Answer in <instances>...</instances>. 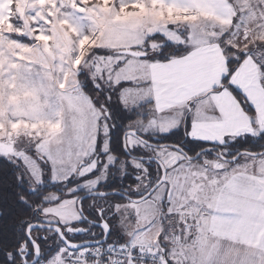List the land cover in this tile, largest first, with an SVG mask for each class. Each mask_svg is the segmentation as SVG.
I'll use <instances>...</instances> for the list:
<instances>
[{
	"label": "rangeland",
	"instance_id": "rangeland-1",
	"mask_svg": "<svg viewBox=\"0 0 264 264\" xmlns=\"http://www.w3.org/2000/svg\"><path fill=\"white\" fill-rule=\"evenodd\" d=\"M137 2L145 5L146 11L141 12L131 7L123 12L120 11L121 5H130L132 0H108L107 4L104 0H9L7 10L0 19V155L13 161H20L24 166L23 157L33 154L39 164L40 174L43 173V178L44 174L47 176L46 180H42L44 185L37 184L31 179L33 187H46L45 184L51 183L48 178L51 164L45 154L39 152L54 151L50 146L53 144L51 138L53 133L59 130L63 108L67 107L66 100L72 103L68 108L74 110L73 114L80 112L79 119L83 124L84 118L90 115V111L81 108L74 100L81 96L89 98L99 115L97 138L102 141V145L97 141L93 155H100L102 151L113 154L108 151L107 135L112 120H105L108 113V108L105 107L108 81L111 79L115 82L117 79V75L112 73L111 69L118 60H125L126 57L135 64L148 63L141 61L140 56L121 53L118 50L129 49L143 53L147 51L151 59L167 42H171L181 44L184 48L181 50L180 56H182L185 51L195 49L197 43L206 41L210 37V32L214 36H220L223 31H227L225 35H221V40L225 44L236 47L237 44L232 40L236 37L241 43L243 42L242 45L245 47L243 50L249 45L255 49L258 42L264 41V0H230L232 16L225 26L215 25L216 19L199 11H176L149 0H137ZM214 28L218 31L213 32ZM38 33L49 39H37ZM244 37L248 39L245 41ZM102 49L110 52L105 54ZM198 59L201 60L199 64L202 65V69H206V60L202 57ZM101 71L104 72L103 76ZM83 76L87 78L100 76V82L94 79L91 82L97 83L98 87L105 86L104 90L97 91L95 88V92H89L90 87H85ZM61 84L65 86L61 88ZM85 92L92 94L94 99ZM112 100L113 105L109 107L115 105V94ZM206 105L207 101L201 97L198 106L205 108ZM151 107V105L147 106L145 111ZM182 115L184 116L185 113L181 106L174 107L170 115L163 117L159 112L155 116L149 112L147 116L138 118V121H130L133 127L127 130H135L149 140L160 136L157 130L160 126H175ZM116 122L120 123L119 120ZM59 136L60 134L58 141L64 137L63 133ZM259 143V141L256 144L246 143L247 148L244 149L255 148ZM126 145L137 155L158 158L167 170L166 180L148 198L139 202L117 195L100 198L101 201L110 200L118 205L114 229L119 236H112L109 240L122 239L131 245L150 246L163 252V248L157 244V236L164 226L162 227V222L159 224L158 219L162 215L164 200L169 196L170 199L176 198L179 194L174 183L177 175L179 174L183 182L184 176L198 175L203 171L204 165H208L210 171L214 170L221 161L216 159L219 157L216 154L213 156L203 153L200 155V160H190L173 147H148L132 135H127ZM135 145L139 147H133ZM188 146L189 152L198 150L195 144ZM228 148L235 151L237 146ZM26 159L31 161V157ZM261 160L259 157L241 159L229 168L228 174L247 169L257 170L258 162ZM103 161L105 163L98 169L96 176L89 177L83 182L82 191L118 189L119 180L136 176L139 182L128 187V192L132 196H140L148 188L152 178L158 176L160 169L152 161L135 158H103ZM100 163L96 162V158H82L77 163L75 175L71 176L72 183L76 180L75 184L68 189L67 183H57L60 186L55 190L41 189L40 191L46 193L39 207L43 211L37 218L38 222L64 227L73 225L79 217L77 193L71 198L65 193L71 191L74 186H81L80 174L90 171L93 166ZM223 164L228 168L229 161L223 160ZM129 166L138 172L127 170ZM108 169L110 175L118 177L109 178L104 182ZM180 169L182 171H179ZM66 181L67 179L61 182ZM97 181L102 182L99 188H96ZM210 193L208 192L207 195L209 196ZM57 196L61 199L59 202H54ZM44 201L49 203L45 204ZM172 210L176 211L178 207ZM45 212L49 214L45 215ZM171 230L165 232L160 244H165L177 253L188 251L190 262L191 256L196 255L190 251L192 242L182 240L179 234L171 236L173 233H170ZM46 233L55 250L49 257H42V260L35 264H69L65 255L68 249L55 239L49 230H46ZM179 239L183 243L179 242Z\"/></svg>",
	"mask_w": 264,
	"mask_h": 264
},
{
	"label": "snow or ice",
	"instance_id": "snow-or-ice-1",
	"mask_svg": "<svg viewBox=\"0 0 264 264\" xmlns=\"http://www.w3.org/2000/svg\"><path fill=\"white\" fill-rule=\"evenodd\" d=\"M105 4L108 0H104ZM157 0H153L156 3ZM139 9L141 12L146 11V6L132 0L130 5H121L120 11L127 8ZM135 15V13H132ZM162 16L163 13L161 12ZM37 39H49L47 36L37 34ZM87 39V38H86ZM245 41L248 37H244ZM162 47V46H161ZM230 50L238 52L235 56H225L224 70L218 75V79L213 76L210 87L207 80H201L200 70L196 53L190 52L187 56L178 57L176 59L168 58L164 61L152 60L149 58L147 51L140 55L141 61H147V64H135L128 60H118L117 64L111 69L112 73L117 75V79L113 82L108 81V93L105 96L108 113L105 120H112L108 130V151H112V135L120 131V143L123 145V131L133 127L130 121L137 120L148 115L149 112L153 116L159 112L160 116L170 115L173 108L181 106L185 115L182 117L183 124L177 123L173 127L160 126L157 130L160 136H169L173 133L180 132L189 142H199L202 144H218L221 153L217 160L221 162L214 170H209L208 165H204L203 171L198 175L185 176L183 182L179 174L174 183L177 191L182 199L168 201L167 218L173 221V234H179L182 240L191 241L190 264H264V205L260 209L261 222L257 226L246 223L244 213H238L236 216L226 215L229 211L238 210L240 202L237 199V180L235 175H229V168L237 164L241 159H251L259 157L264 160V41L257 43L254 49L251 45L247 51L233 49L232 45H228ZM223 54V53H222ZM235 63L236 67H230ZM253 65V71L249 73L247 68ZM159 69L167 70L161 76ZM104 72L101 71V76ZM91 80L100 82V76L90 77ZM65 85L61 84L63 88ZM92 86L97 91H103V85ZM200 93L207 101L204 111L207 115L204 120L207 121V129L211 133L210 136H200L195 134L197 121L193 116V110L197 109L201 102ZM115 94L116 101L114 107L112 96ZM152 107L147 109V106ZM210 105V107H209ZM251 113V114H250ZM199 115V113H198ZM119 120L120 123L116 121ZM241 125L244 131H241ZM243 140L245 143H260L255 148L244 149L239 146V142ZM98 143L102 145V141ZM226 145H237L235 151ZM133 147H139L135 145ZM182 147V146H181ZM178 150V149H177ZM124 151L128 149L124 147ZM107 155L106 152L101 153ZM213 155L212 147H207L203 151V155ZM229 161L226 168L223 160ZM19 159V158H18ZM200 160V155L196 156ZM105 163L93 166L90 171L82 172L79 176L81 186H74L71 191L65 193L69 198L75 196L76 193L83 190L82 184L89 177L97 174L98 169ZM180 163V161H177ZM112 165H109L111 167ZM143 171V169H140ZM179 171H182L180 169ZM75 175V173L73 174ZM51 183H72V177H68L66 182L56 181L49 175ZM143 177H140L142 179ZM18 179L23 180V177ZM133 181L139 182L136 176H132ZM43 173L41 174V181ZM107 181V178L104 182ZM101 181L96 182V188L100 187ZM167 183V182H165ZM26 191L35 192V189H26ZM135 191V190H134ZM208 192L213 195L209 197ZM139 194V193H137ZM97 195L108 196L107 192L97 193ZM112 195H119L118 192ZM60 196L56 197L54 202H59ZM85 197H80V207L83 210ZM19 203L28 208L26 200H20ZM45 204L49 201H44ZM174 207L178 210L173 211ZM118 205L113 203L109 209H96L98 217H104L108 211L113 215L117 214ZM35 213L43 211V209H33ZM49 213L45 212V215ZM83 219V217H82ZM110 219V218H109ZM27 231L25 237L28 244L32 246L33 251L24 255L27 261L29 255H37L38 241L47 239V237H38L36 244H33L31 230L41 227L40 224L28 225L22 222ZM99 227L106 228L107 233L111 232V224L109 220H101ZM166 228H162L157 236V244L163 248V252L159 253L160 264H189V253H177L172 248L160 244L164 239ZM60 234V233H57ZM231 242L229 245L227 242ZM167 243V241L165 242ZM236 243L247 245L246 248L234 247ZM80 249L82 245H69L71 248ZM19 254V251L18 253ZM67 255V253H65ZM85 253V257H87ZM102 255V254H101ZM69 260L72 257H68ZM107 261L108 257H104ZM138 259H144L138 250L133 247L132 254L126 257L121 264H137Z\"/></svg>",
	"mask_w": 264,
	"mask_h": 264
},
{
	"label": "crops",
	"instance_id": "crops-1",
	"mask_svg": "<svg viewBox=\"0 0 264 264\" xmlns=\"http://www.w3.org/2000/svg\"><path fill=\"white\" fill-rule=\"evenodd\" d=\"M149 1L153 2V0ZM8 2L9 0H0V19L4 16L7 10ZM229 2L230 0H157L155 4L161 5L169 9H174L176 11H199L203 14L211 15L214 19H216L217 22H215V25L220 24L221 26H225L227 22L231 20L232 16ZM217 31L218 30L215 29L213 32ZM226 32H221V35H225ZM221 35L214 36V34L210 32V37L202 43H197L195 45V49H193L192 51H185V54L182 56H180V54L172 56L170 58L176 59L178 57L187 56L190 52H195L196 59L198 61V68L201 74L199 79L207 80L208 86L210 87L212 77L215 76L218 79L219 73L224 70V59L226 54L225 49L223 47V41L221 40ZM232 40L237 44L236 47L234 46L235 49H245V47H243L242 45L243 42L241 43V40L237 39L236 37H234ZM246 50H248V48ZM199 57H202L206 60V69H202V65L199 64V62L201 61L200 59H198ZM151 59L157 60L154 58ZM253 68V65H249L247 71L251 73L253 71ZM158 71L160 72L161 76H163L167 70L159 69ZM201 94L202 93H200V95ZM201 97H203V95H201ZM74 102H76V104H79L81 108L84 107L87 111H90V115L85 117L83 114L85 120L84 123L81 124V121L79 119L80 112L78 114H73L74 110H70L68 108V106L72 103L70 101L67 102L66 100L65 103H67V107L63 108L64 112H62L61 114L62 117L60 119V127L58 130L59 132L57 131L53 133L54 135L51 138L53 144H50V146L54 151H48L47 153L41 150V152H39L40 154H45V157L48 158V161L51 164V178L60 182L72 176L77 171L78 161L82 158H86L87 156L93 155L95 149L97 148L99 115L96 110V107L89 100V98H86L84 96L76 98ZM204 109L205 108H203L202 106H198L197 109L193 110V116L197 121V128L195 129V134L200 136H210L211 133L207 129V121L204 120V116L207 115V112H205ZM182 117L179 118L178 123L180 124H183ZM240 130H245L243 125H241ZM61 133H63L64 137L63 139L58 141V135L60 134L61 136ZM30 157L31 161H27L26 158ZM53 158L56 159L53 160ZM22 161L25 166V169L27 170L31 178L37 184L44 185L43 181H41L39 164L35 157L32 155H28L27 157L26 155V157H23ZM258 166L259 167L257 170L247 169L245 171H237L235 173L230 174L238 177L237 199L240 202V206L238 210L229 211L226 213V215L229 216H236L238 215V213L242 212L244 213L246 223L251 224L253 226H257L261 222L260 209L261 206L264 205V160L258 162ZM190 176L192 175L190 174ZM212 195V193L209 194V196ZM178 198L182 199L180 193L176 196V198H171V200H173V202L175 203ZM169 200L170 196L167 197L166 200H164V202L162 203V215L158 220L159 224H161L162 222V227L164 226L167 231L169 229H172L170 232L172 233L174 231L173 221L169 220L168 218H164L167 217V203ZM171 236H173V233L171 234ZM172 240L174 239L172 238ZM178 241L183 243V241L180 239ZM227 243L231 245L230 241ZM233 246L241 249L248 247L247 245H243L240 243H236ZM196 255H198V252H196Z\"/></svg>",
	"mask_w": 264,
	"mask_h": 264
},
{
	"label": "trees",
	"instance_id": "trees-1",
	"mask_svg": "<svg viewBox=\"0 0 264 264\" xmlns=\"http://www.w3.org/2000/svg\"><path fill=\"white\" fill-rule=\"evenodd\" d=\"M12 6V4H9ZM23 40H25L22 37H19ZM223 47L225 49V54L228 57L235 56L238 54L235 50H230L228 45L223 42ZM233 49H235L232 46ZM184 49L181 44L178 43H171L167 42L165 46L159 50L157 53H155L154 59L157 60H165L172 56L180 55L181 50ZM103 53L107 54L110 52V50L102 49ZM241 51V50H240ZM243 51V50H242ZM114 52V51H112ZM153 55V54H151ZM235 63L231 64L230 67H235ZM84 77V76H83ZM85 81V87H90L89 92L93 93L95 92V88L92 86V82L89 78L84 77ZM91 98L93 97L92 94L86 93ZM94 99V98H92ZM112 123V122H111ZM110 123V124H111ZM120 131H117L116 133H113L112 135V151H109L113 154H122L125 155V152L123 150V147H121L120 143ZM149 140H153L149 139ZM157 142H173L176 144L181 145L189 154H194L195 152H189L188 151V145L189 144H195L197 145V149L203 147H214L215 150L220 149L219 145L212 144H202L199 142H189L185 139L184 135H182L180 132L173 133L169 136H159L157 137ZM230 146H237V145H226V147ZM239 146L242 148H247L246 143L241 140L239 142ZM129 151L133 154L135 152ZM31 154V153H30ZM33 155V154H32ZM39 159H41L39 157ZM43 167L46 168V165L43 164ZM128 170H131L133 172H136V169L132 167H128ZM113 169V168H112ZM159 169V167H158ZM23 177V180L18 179L19 177ZM44 178L46 180L47 176L44 174ZM160 176V169L159 174L156 177L152 178V181L146 191L152 186L156 180ZM111 177L117 178L118 176H115L111 174ZM31 176L28 174L27 170L24 168L22 163L20 161H13L10 158L0 155V264H22L21 260L18 256V248L22 244L24 240H26L25 237V228L26 226L22 222H27L29 224L33 221H38L37 218L40 215L39 213H35L33 209L39 208L40 205H42L43 197H44V188H46L48 191L59 189L60 184H53L48 183L45 184L46 187L40 186V187H33L31 181ZM125 181L130 182L131 184H135L136 181H133L132 179H125ZM47 183V182H46ZM33 188L35 189V192H29L26 191V189ZM44 190L43 192L40 190ZM26 200L28 202V208L26 209L25 205L22 203H19L20 200ZM40 209V208H39ZM34 238L38 237H47V239H41L38 241L40 245L41 250V257H49L51 255V252L55 250L54 244L51 243V239L49 238L48 234L46 233V230H33L32 233ZM118 232L114 229L113 237H118ZM123 241L122 239H119ZM37 241V240H36ZM27 247H29V244H27ZM43 255V256H42ZM38 262V261H37Z\"/></svg>",
	"mask_w": 264,
	"mask_h": 264
},
{
	"label": "water",
	"instance_id": "water-1",
	"mask_svg": "<svg viewBox=\"0 0 264 264\" xmlns=\"http://www.w3.org/2000/svg\"><path fill=\"white\" fill-rule=\"evenodd\" d=\"M118 51L121 52V53L130 54V55H133V56H140L143 53V52L132 51V50H129V49H121V50H118ZM243 51H246V50H243ZM127 135L135 136L139 140H141L144 144H147V145H152V146H170V147H173L175 149H178L179 152H181L184 156H186L190 160H195L196 159V156L197 155H201L203 153L204 149L207 148V147H203V148H200L199 150H197L194 154H189L179 144H176V143H173V142H152V141L144 138L140 133L136 132L135 130H132V129L131 130H126V131L123 132V145H124V147H126L128 149L127 152L124 151L125 154L138 157V158H135V159L148 160V161H152V162L156 163L159 166V168H160V176H159V178L156 180V182L152 186H150V188L145 193H143L140 196H136V197L128 195L126 193V191L117 190V189L109 190V191H99V190L97 191V190H95V191H91V192L85 193L81 197H85V198L90 197V196L104 197L103 195H97V193H101L102 194L103 192H107L108 193V196H109V195H112V193H114V192H118L119 193L118 196L124 197V198H126L128 200H131V201H134V202H139V201H142V200L148 198L155 191V189L161 183H163L166 180V172H167V170H166L164 164L158 158H156L154 156H149V157L137 156V155L131 153L129 151V148L126 145ZM153 139H157V137H154ZM124 147H123V150H124ZM212 149H213V152L216 155L220 156V153H221V150L220 149L215 150L214 147H212ZM77 208H78V210L80 212H82L81 207H80V198L77 200ZM34 223L35 224H40L41 227L32 229L31 230V233H32L33 230H52L56 234L57 233H60V234H57V235L59 236L61 242L65 245V247L67 249H69V245L79 244V245H82V247H85V246H91V245H95V244H98V243H102L104 241H107V238H105V233L107 232V229L106 228L103 229L104 235L101 238H99V239L85 240V241H81V242H70V241H68L65 238L64 233L65 232H68V231L69 232H74V233H81V228L80 227L65 226L64 228H62L58 224H45V223H40L38 221L30 222L28 225H31V224H34ZM25 231H27V228H25ZM107 235H108V233H107ZM31 236L33 237L32 234H31ZM36 243H37V241L34 238L33 239V244H36ZM27 244H28V240L26 239V240H24L22 242V244L20 245V247L17 250V252L19 251V255L21 257V263L22 264H35V263H37V261L40 260V257H41L40 245L38 243V248L36 249V251L39 253V257H37V255L33 254L31 259H27V261H25V259L23 258L24 255L26 253H28V252H32L33 251V248L30 250L27 247ZM70 250H76V248L73 247Z\"/></svg>",
	"mask_w": 264,
	"mask_h": 264
},
{
	"label": "flooded vegetation",
	"instance_id": "flooded-vegetation-1",
	"mask_svg": "<svg viewBox=\"0 0 264 264\" xmlns=\"http://www.w3.org/2000/svg\"><path fill=\"white\" fill-rule=\"evenodd\" d=\"M150 141L157 142L156 139H153V140H150ZM144 145H146L148 147H152V145H147V144H144ZM135 155H137V154H135ZM137 156H141V155H137ZM86 158H89V159L96 158V162L99 163V162L103 161V158H138V157L127 155V154H125V155H121V154L120 155H118V154L101 155L100 154V155H90V156H87ZM109 165H111V164H109ZM108 170L109 171L107 172V177H106L107 179L112 178L111 175L109 174L110 169H108ZM136 172H138V171H136ZM95 176H96V174L93 175L92 177H95ZM118 182L120 183V188H118L117 190L126 191V193L128 195L132 196L128 192L129 191L128 187L134 186V184H131L130 182L125 181V179L119 180ZM75 183H76V180H75V182H73V183L69 184L68 186H66V188L68 189L71 185H73ZM145 192H146V190H145ZM85 193H88V192L81 191V192L77 193L76 199L78 200ZM142 194H140V195H142ZM134 197H136V196H134ZM100 198L101 197H98V196H90V197H87V198L84 199V205H83L82 212H80L78 210V212H79L78 216L79 217L77 218L76 222L73 225H70L72 227H80L81 228V233H74V232H69V231L65 232L64 236H65V238L68 241H70V242H81V241H85V240H94V239L101 238L104 235V232H103L104 228L102 229L101 227L98 226V224L101 222V220H109V222L111 224V229L112 230H111L110 233H108L107 240H109L113 236L114 226H115V224L117 222L116 215H113L111 213V211H108L105 214V216L101 218V217L97 216L96 209H109L110 205L113 204L114 202L110 201V200L101 201ZM122 198H124V197H122ZM124 199H126V198H124ZM82 217H83V219H82ZM61 227L64 228V226H61ZM49 231L52 233L54 238L57 239L65 247V245L61 242L59 236L55 232H53L52 230H49ZM28 248L30 250L32 249V247L30 245H29ZM18 256H19V258L21 260V257H20L19 254H18ZM31 258H32V255H29L28 259H31Z\"/></svg>",
	"mask_w": 264,
	"mask_h": 264
},
{
	"label": "built area",
	"instance_id": "built-area-1",
	"mask_svg": "<svg viewBox=\"0 0 264 264\" xmlns=\"http://www.w3.org/2000/svg\"><path fill=\"white\" fill-rule=\"evenodd\" d=\"M133 247L144 257V259H138L137 264H160L158 256L162 252L150 246L139 247L119 239L107 240L76 250L68 249L66 256L69 264H121V261L132 254ZM85 253L88 254L87 257H85ZM68 257H72V259L69 260ZM104 257H108L107 261ZM40 260L42 259L40 258Z\"/></svg>",
	"mask_w": 264,
	"mask_h": 264
}]
</instances>
